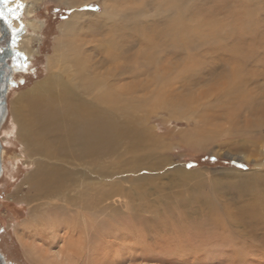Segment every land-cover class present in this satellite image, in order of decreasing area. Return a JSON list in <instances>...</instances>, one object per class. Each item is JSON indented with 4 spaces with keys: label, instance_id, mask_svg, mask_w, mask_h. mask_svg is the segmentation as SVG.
Here are the masks:
<instances>
[{
    "label": "rangeland",
    "instance_id": "374dc122",
    "mask_svg": "<svg viewBox=\"0 0 264 264\" xmlns=\"http://www.w3.org/2000/svg\"><path fill=\"white\" fill-rule=\"evenodd\" d=\"M132 1L135 5L131 0H112V3L117 10L127 12L129 7L135 10L139 5L137 0ZM147 1L144 6H147L148 18L146 22L139 20L140 24L162 19L155 12V0ZM36 3L32 6L31 18L23 17V23L33 19L42 22L37 37L39 41L32 43V58L27 62L23 60L21 66L13 71L17 74L12 80L13 87L5 96V114L0 124L3 171L0 177V248L7 259L13 264H34L22 253L14 230L23 232L29 242L37 245L43 242L44 248L53 250L52 253L63 243V230L59 232L57 241L47 235L33 236L34 232L30 233L36 229L35 226L40 228L47 218L54 219L55 214L60 213L58 209L56 213H48L51 208L47 199H28L34 192L27 179L39 159L28 156L18 137L12 104L20 95L29 93L35 84L44 81L49 73L47 58L52 56L55 39L61 35L60 27L76 12L83 16L76 18L75 29L69 30L67 35L71 53L53 71H63L65 67L71 69L72 66L82 68V79L91 76V80H104L111 91L131 87L135 82L147 84V90L133 87V98L129 99L130 107L132 102L135 105L140 103V107L129 110V114L112 111L113 120L130 131L119 140L121 143L117 142L119 144L112 152L89 155L83 150V158L69 155L71 165L68 168L82 171L83 175L80 184L84 208L83 256L94 247L100 257L108 259L107 264H264V229L254 223L247 212L237 213L246 206L248 195L264 186V126L256 127L246 133L247 136L230 135L226 130L231 125L225 121L224 113L239 112L235 118L239 117L236 122L241 129L244 120L240 118L246 109L243 107L239 111L233 104L237 101L235 97H222L212 89L206 94L215 82L214 78L219 81L216 83H222L235 69L236 80L243 83L244 95L252 99L253 104L260 102L264 92V0H182L183 42L192 38L196 43L190 47L181 44V52L173 54L183 71L179 81L173 83V79L169 84L177 93L175 97L189 98L195 110L192 106H179L178 110L157 107V97L151 89L165 85L164 77L157 73L154 75L152 68L143 65L144 45L140 34H130V37L124 28L115 29L113 24L98 18L103 13L102 0H90L84 5L74 6L75 9L58 0ZM3 5L6 4L3 2ZM22 33L33 35L31 30ZM155 42L160 47L162 39ZM159 47L156 56L168 62L170 59H163L164 47ZM153 76L155 80L149 82ZM164 76L168 78V75ZM169 84L165 85V91L169 90ZM101 88L98 83L83 88V101L97 105L95 97ZM223 102L226 105L231 103L232 107H224ZM105 106L99 104L101 108ZM197 112L205 116H199ZM174 115L181 117L175 118ZM200 117L205 118L202 123H206L201 124L202 128L196 132L195 124ZM255 119L252 116L251 120ZM150 129L154 137L156 135L153 140ZM139 135L144 140H139ZM67 152L72 153L70 149ZM78 188L69 190L65 199L76 201ZM113 188L117 191H112ZM51 201L56 203L54 199ZM57 205L61 207L63 204ZM214 216L217 223L213 224ZM25 225L28 227L21 229ZM165 231L181 232L179 240L184 250L175 251L173 245L163 248L164 238L168 239L164 237L167 235ZM128 232L133 235L129 236ZM46 238L51 244L49 247ZM41 239L42 242H38ZM236 255L242 258L233 262L231 257ZM83 264H90V261L83 259Z\"/></svg>",
    "mask_w": 264,
    "mask_h": 264
},
{
    "label": "bare ground",
    "instance_id": "6f19581e",
    "mask_svg": "<svg viewBox=\"0 0 264 264\" xmlns=\"http://www.w3.org/2000/svg\"><path fill=\"white\" fill-rule=\"evenodd\" d=\"M38 1L40 0H9V3L3 5V9H5L3 10L5 16L3 23L6 26L5 27L6 29L4 30H6L8 35L10 33L9 35L10 37L11 36L13 37L12 39L13 43H11L13 50L11 52L12 54L13 51L16 53V61H18L19 64L23 63V60L27 62L28 60H30V58H32L34 53V48L32 47V43L33 41H39L37 40V37L39 36L38 32L42 27V22L33 19L27 21L26 23H23V17L31 18V15L33 13L32 6L34 3ZM58 1H60V3L67 4V7L69 6V8L72 6L73 7L72 9H75L74 6L84 5L88 3L90 0H58ZM160 1L161 0L154 1L156 4L155 12H157V15H160V17H162V19L160 18L159 21L156 22L145 23V24L139 23V20L146 22L148 18L147 15L148 9L147 6L146 8L144 6L148 4V1L146 2V0H137L138 3L137 2L136 3L139 5L137 4L136 5L138 7L136 8L134 7L135 10L129 7L127 11L128 13L125 11L117 10L116 6H114V4L112 3V0H102L103 13L100 15V17H98L99 15H97V13H95V15L98 18L113 24V27L115 29L124 28V31H127L130 37H131L130 34H133L134 36L135 35L139 36L140 34V38L142 36L140 41L144 45V50L142 51L143 52L142 55L144 56V58L143 59L141 58V60L144 61L143 65L148 66V68H152V73L154 75L156 73L162 75L165 79V85L167 86V84H169L170 81H172L173 79L175 80L173 81V83L179 81L183 71V69H181L180 67V63H178L179 60L175 59V56L173 54L174 53L179 54L178 52L182 47L181 44L183 45L187 44L188 47H190L193 45V43L196 42H194L192 38H191L192 40L190 39L187 42H183L182 33H181V15L183 12L182 0H162V2L159 3ZM132 2L134 3L135 1L131 0V3ZM20 4L23 5L22 8L19 7ZM133 5H135V3ZM133 5H129V6L133 7ZM152 6L154 5L152 4ZM9 9H12L15 14L14 15L10 14ZM86 15H88V13ZM78 16H83V14L81 13L78 14L76 12L72 13L71 19L64 22L60 27L61 35L55 39V48L53 50L52 56L47 58L46 68L49 71V73L47 74L44 81L35 84L34 87L29 91V93L20 95L15 99V101L13 102L14 104H12L13 105L12 116L19 130L18 137L20 141L23 143V145H25L28 156L31 158L37 156L39 159L36 162L35 170L33 172L30 171L32 173L27 179L30 185H32V190L34 192V194L30 195V198L28 199L30 200H33L34 198L47 199L50 201V208H51L50 210H48V213L50 212L56 213L55 211L57 209L58 212L60 213V214L56 213L55 214L56 216L53 215L54 219L47 218L46 221L41 224L40 228L35 226L36 229L30 230V233L31 231L34 232L33 236L47 235L51 238V240L57 241L59 239L58 236L59 232L61 230L64 231V233H62L64 234V237L61 238V241L63 239V243L61 244V246H59L57 250H55V252L52 253L51 251L53 250L50 251V249L47 250L44 248L46 246L42 242V239L40 241L38 240V242H42L41 245H37L34 244L33 242H29L25 238L23 232L14 230L15 240L18 243L19 247L21 248L22 253L25 254L24 256L26 257V259L28 258L34 264H44V263L45 264L46 263L47 264H83V259L90 261V264H107L106 262L107 258L103 259L102 255H101L102 257H100L99 253L96 252V249L95 250L93 249L94 247L92 248V250L91 249L88 250L86 252V255L84 254L85 256H83V252H84L83 251L84 249L83 248V209L84 208H83V187L81 188L80 186L82 181L81 178L83 177V175H82V171L76 170L74 168H68V165H71V162L68 161L70 159L69 155L74 158H83V150L85 153L87 151V154L90 153L89 155L91 154L97 155L105 151L112 152V149L119 144V143L117 144V142L121 143V141L119 140L124 136L128 135V133L130 134V131L127 128L120 127V125H118L113 120V117L111 115L112 111H118L129 114V110H134L136 109V107H140V103L139 104L136 103L135 105L132 102L133 105L131 107L129 105V99L133 98L132 95L134 92V88L139 87L142 88L143 90H147V86H146L147 84L142 85L140 82L139 83L135 82V84L131 87L127 86L124 88H119L114 91H111L109 86L106 84L104 80L100 79L97 81V79L95 78L94 80L93 79L91 80L90 79L91 76L90 77L86 76L82 79L84 75L83 69L82 68L76 69L74 68V66H72L71 69L65 67V70L63 71L59 69H58L59 71L58 70L53 71V69L58 68L60 64H63V62L66 61L67 56L71 53L69 52V42L67 39V35L69 33V30L75 29L76 27L75 20ZM115 23L116 25H114ZM0 30L1 31L3 30L1 20H0ZM27 30H31L33 35L32 36H27L25 34L23 35L22 32L23 31L25 32ZM21 34L22 36L19 37L18 35ZM197 37H200V35H197ZM158 38L162 39V44L160 47L157 44V42H155ZM158 47L159 48L164 47L163 49L164 51H162L164 52L163 59L164 60H167V58L170 59L168 60V62L165 63L164 61H162L160 56L159 57L156 56L158 54L157 52H159V50H157ZM71 58L72 57H70V59ZM13 67L14 64H12V68ZM16 69L17 68L12 69L11 72L13 73V71H15ZM3 71L4 73H6L5 69H3ZM232 71H233L232 73H229L230 78H228L226 81L224 80L222 81V83L224 82V84L216 83L219 81H217V79L214 78L215 82L209 86L206 94H209L210 90L212 89L215 91V94L217 95H220L222 97L227 96L230 97L231 99L235 97L237 99V101H235V103L233 104L237 106L239 111L240 108L243 107L246 109L245 113L240 118V120H244L243 121L244 125L242 126L241 129L238 128L239 125L236 122V120H238L239 117L235 118L236 117L235 115H237L239 112L237 113L235 111L225 112L224 119L226 122H229L231 125L229 126V129L226 130V132L230 133V135L237 134V135L247 136L246 133L252 131L256 127L264 126V92L260 96V102L258 101L257 103L253 104L251 102L252 99L244 95V91H243L244 87L243 89L241 88L243 83L241 81L236 80L237 79L235 78L237 75V73L235 72L236 70L232 69ZM164 75H168V78H166ZM154 80L155 77L153 76L149 80V82H153ZM83 81H86L84 83L86 85L85 87H83ZM146 82L149 83L148 81ZM96 83L102 86L100 93L95 97L97 105H89L83 101L81 93L83 92V88H90ZM165 85H160L155 89H151V92L154 95L156 94L157 98H155V104L157 105L158 108L163 107L167 109L168 108L177 109L179 108V106L190 107V108L193 107L189 98L183 99V98L175 97L177 96L176 95L177 93L172 91L174 90V88H172L170 84H169V90L165 91L166 90ZM9 88L10 87L8 86L7 89L9 90ZM145 98L146 97H144V99ZM144 99L143 102H146ZM99 104L106 105L105 106L106 108L99 107ZM223 105L226 108L232 107L231 103L230 105H226L223 102ZM193 110H195L194 107ZM207 112L209 111L207 110ZM131 113L133 114V112ZM209 113L212 117L211 112ZM200 115H204V114L200 113L199 116ZM206 116H209V114H207ZM252 116H255L256 119L251 120ZM173 117L179 118L181 117V115H174ZM185 119L187 120V118ZM197 119H198L197 124H195L197 128V130L195 129L196 132L199 131V128H202L203 125L201 124L204 123V122L202 123V121L205 118L200 117ZM192 120L194 121L195 119ZM208 121L209 120H207V123ZM145 132L147 131H144V133ZM127 138L128 137H126V139ZM130 138H132V136H130ZM150 138H152V140L156 138V135L154 137V133L152 130H151ZM141 139H143L142 135L141 136L139 135V140ZM194 144L196 145V143ZM67 149H70L71 152L72 150L74 151L71 154H69L67 152ZM72 165L77 166L75 164ZM78 186L80 187V189L78 188L79 192L77 191L78 194L76 197V201L75 199L72 198H70L71 200H66L65 199L67 195L66 193L69 190H74V187H78ZM112 191H117V189L113 188ZM107 194H109V192H107ZM248 196H249L248 200L245 202L246 206L240 211H237V213L241 215L242 213L247 212V214L251 216V220L254 223H257L258 225L260 224L259 227H262L264 229V186L259 187L258 192L250 193ZM11 199L13 200V196H11ZM53 199L54 201L56 200L55 201L56 203L54 204L51 201ZM57 203H62L63 205L59 207ZM216 218L217 217L214 216V218L212 219L214 221L213 224L217 223ZM18 225L20 226V224ZM28 226L26 225L22 226L21 229H26ZM129 232H128L129 236L133 235V233H129ZM165 232H167V235L164 234ZM165 232H163V235H165L164 237L167 236L168 239L164 238V243L162 241L161 242L159 241L160 243L164 244L162 245L163 248L165 247L168 249L169 245H173V250L175 251L184 250V245L182 244V241L179 240L181 238L180 237L181 232H176V233L174 232L169 233L168 231ZM138 237H140V235H138ZM141 237H146V236H141ZM46 240H48V238H46ZM137 242L139 243L140 240ZM48 244H49V240H48ZM50 245L51 244L47 245V247H49ZM143 246L145 247L146 245L144 244ZM109 255L110 254L108 253L107 256ZM112 258L114 259L115 257L113 256ZM231 258L233 262H236L239 261L242 258V256L236 255Z\"/></svg>",
    "mask_w": 264,
    "mask_h": 264
},
{
    "label": "flooded vegetation",
    "instance_id": "af4514ba",
    "mask_svg": "<svg viewBox=\"0 0 264 264\" xmlns=\"http://www.w3.org/2000/svg\"><path fill=\"white\" fill-rule=\"evenodd\" d=\"M5 9H3V0H0V11H3ZM1 23H2V31L0 30V124H1V120L3 119V106L2 103H4V99L5 96L8 92V86L9 87H13L12 83H13V78L15 76V74H17V72L12 73V69H15L16 67H19V62L16 61V53L13 51L12 54V44L13 43V38H11L9 35L7 34L4 22V19H0ZM8 30V29H7ZM7 49V50H4ZM4 50V51H3ZM11 54V55H9ZM12 64H14V67L12 68ZM17 65V66H16ZM12 69H11V68ZM3 69H5L6 73H4ZM11 82V83H10ZM0 152L1 148H0ZM1 154V153H0ZM1 157H0V177L3 175L2 171H1ZM0 264H13V262L9 261V259H7V255L6 253L3 252V250L0 248ZM15 264V263H14Z\"/></svg>",
    "mask_w": 264,
    "mask_h": 264
},
{
    "label": "snow or ice",
    "instance_id": "6c2138e0",
    "mask_svg": "<svg viewBox=\"0 0 264 264\" xmlns=\"http://www.w3.org/2000/svg\"><path fill=\"white\" fill-rule=\"evenodd\" d=\"M3 2H4L5 4H7V3H9V0H3ZM19 7L22 8L23 5L20 4ZM9 13L12 14V15L15 14L14 11H13L12 9H9ZM0 19H5V16H4V12H3V11H0Z\"/></svg>",
    "mask_w": 264,
    "mask_h": 264
},
{
    "label": "water",
    "instance_id": "95a60500",
    "mask_svg": "<svg viewBox=\"0 0 264 264\" xmlns=\"http://www.w3.org/2000/svg\"><path fill=\"white\" fill-rule=\"evenodd\" d=\"M4 105V103H2V106ZM3 113H4V111H3Z\"/></svg>",
    "mask_w": 264,
    "mask_h": 264
}]
</instances>
